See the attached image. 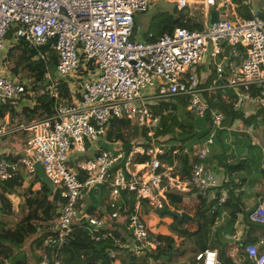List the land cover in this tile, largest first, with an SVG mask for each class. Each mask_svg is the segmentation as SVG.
<instances>
[{"label": "built area", "instance_id": "obj_1", "mask_svg": "<svg viewBox=\"0 0 264 264\" xmlns=\"http://www.w3.org/2000/svg\"><path fill=\"white\" fill-rule=\"evenodd\" d=\"M155 0H0V53L8 48L6 38L23 39L40 49L48 44L55 53L52 71L44 74V87L28 92L18 75L0 64V142L24 134L18 151H0V183L13 180L20 171L26 180L36 178L35 163L59 191L58 215L44 238L37 264H61L57 250L68 245L75 223L100 228L128 211L124 231L139 255L155 252L159 239L150 231L146 212L169 206V193L196 190L201 199H211L220 186L207 164L224 129V116L209 106L216 94L234 96L236 111L264 108V8L248 7L249 17L224 15L203 30L175 27L153 42L133 36L136 13L146 11ZM178 9L215 0H166ZM230 46L225 54V48ZM41 56L43 54L39 53ZM65 78L70 93L61 101L55 78ZM55 99L54 114L26 121L22 107L32 108L36 97ZM195 117L210 115L200 139L170 149L157 137L156 129L178 109ZM124 118L144 135L133 137L129 146L107 137L110 121ZM178 118V117H177ZM182 150L194 159L189 179L182 180L162 158ZM126 199H122V193ZM107 194L105 216L86 210L84 196L102 201ZM220 192L219 203L229 196ZM132 200L129 207L126 201ZM248 218L264 225V205L258 203ZM114 240L111 230L93 237ZM245 252L253 264H264V253L255 244ZM115 252L108 251L113 257ZM201 264H221L215 249L195 254ZM126 264H136L128 262Z\"/></svg>", "mask_w": 264, "mask_h": 264}, {"label": "trees", "instance_id": "obj_2", "mask_svg": "<svg viewBox=\"0 0 264 264\" xmlns=\"http://www.w3.org/2000/svg\"><path fill=\"white\" fill-rule=\"evenodd\" d=\"M239 11L242 12L238 15L242 18H248L249 10L247 5L242 3V0H238ZM150 8V7H149ZM148 8V9H149ZM147 9V10H148ZM146 10V11H147ZM138 12V13H144ZM136 13V14H138ZM138 16H135L133 22V36L138 37L145 42H153L160 38L162 35L171 33L175 27H183L190 30H203L205 26L203 23L196 19L189 11L188 8L178 9L176 6L171 11L157 10L149 17L146 22L147 26L145 30L141 33L138 23ZM215 14L209 15V21L214 20ZM14 30H10L8 33L9 46L5 53L3 60L7 63H3L7 66V69L11 75H18L22 82L25 84V88L28 92H35L40 88L44 87L45 77L44 74L47 70L54 68L56 63L55 53L49 47L48 44L36 49L27 45L23 39L15 40L11 38ZM39 53L43 54L41 56ZM55 82L57 83L58 91L61 96V101L68 102L70 100V93L67 86V80L65 78L56 77ZM234 96L230 91H227L226 97L222 98L221 94H216V99L214 96L209 99V106L212 109L219 110L224 116V123L230 124L231 121L235 119H244L246 123L253 118L245 117L242 111H236L233 107ZM55 99L48 96L47 93L44 95L36 97L35 105L32 108L22 107L19 115L23 117L24 120L30 121L38 118L49 117L54 114ZM181 105L183 109L187 105L186 101H182ZM185 117H195L190 113L182 112ZM258 113L263 116L264 119V108H260ZM257 113V114H258ZM3 113L0 111V119ZM256 116V115H255ZM199 118V117H198ZM171 122L168 124L167 120H163L162 126L156 129L157 137L163 136L162 142L170 147V149H175L176 146H183V136L190 135L188 139H200L204 136L205 132H198L194 130L191 124L186 122H180L175 116H169ZM207 120H210V115L207 114ZM139 135H144V130L136 128L132 125L129 120L124 118H115L110 121V129L107 132V137L109 139L115 138L120 139L124 142L125 147L129 146V142L133 137H139ZM192 137V138H191ZM174 157L176 159L175 172L180 176V179L187 180L191 174V165L194 159L190 158L186 154L182 153V150L170 155L167 153L162 159L169 165L173 163ZM224 188V184H221L215 191L214 197L207 200L201 199L199 196V206L195 212V219L192 218L190 221L195 223L197 230L201 227V222H205L209 219L210 214L213 215L215 210H211L213 206L215 208L220 207H234L231 209L230 214L231 220L236 216L238 212L239 204L238 200L231 199L229 193L228 198L219 203L218 199L221 190ZM0 201L3 204H9L6 199L4 192L8 194H16L21 196L22 201H20L18 207L22 213L20 220L15 223H10L5 219L0 218V264H29V260L26 257L22 259H17L16 252L22 250L23 248H28L31 250H41L44 238L50 233L49 228L58 215L59 202L61 197L59 191H54L47 184L40 182L36 178L27 185H23L22 173H19L13 180L0 183ZM183 195H176L174 193L168 194L169 205L177 209L179 205L182 206ZM122 199H126L124 192L122 193ZM132 200L126 201L129 206L132 204ZM84 202L83 200L79 203ZM108 200L103 197V204L106 205ZM93 203V202H92ZM86 204V203H85ZM0 210L5 212V207L0 206ZM86 210L95 217L105 216L106 212L101 207H95L92 204H86ZM210 210V214L205 215L207 211ZM125 213L121 212L119 216L124 218ZM173 222L169 225V228L176 230L178 234L184 236H192L194 233H189L187 229H178L177 227L188 222L189 219L187 215L181 217H171ZM246 225L248 226L250 232L253 235L250 236L248 240L243 243L244 246L240 249L239 253L235 255V259H239L241 264H253L252 260L245 253L244 248L248 244H255L256 247L259 245V241L262 240L261 237L264 235V225L252 222L249 218L246 219ZM125 223V222H124ZM124 225V224H123ZM119 227V226H118ZM116 228V230H111L112 235L115 238H119L120 242H124L127 239L126 234L121 230ZM71 237L69 238L68 245H65L57 250V258L60 260L61 264H94L98 257H107L106 254L109 250L115 251L117 244L114 240H100L95 241L93 237L95 235L105 232L102 229L92 228L86 224L75 223L72 226ZM234 230L232 229V232ZM154 233V232H153ZM159 241L165 245L167 250L172 249V244L174 243V235L172 234H160L154 233ZM230 241H225L223 243H218L206 247L208 249H215L217 253V258L221 264H236L235 259L229 254V252L224 249L233 248V244ZM215 247V248H214ZM204 247L202 248V250ZM239 250V249H238ZM260 253V249H258ZM127 251H130L127 249ZM198 252L195 251L194 255ZM160 250L157 252L147 253L145 255H134L131 252L127 253L128 261L134 262L136 264H149V260L153 258L160 259ZM194 259V256H193ZM39 261V256L35 258ZM196 262V260L194 259ZM166 264L165 261H161ZM201 264V262H196ZM125 264V263H123Z\"/></svg>", "mask_w": 264, "mask_h": 264}, {"label": "crops", "instance_id": "obj_3", "mask_svg": "<svg viewBox=\"0 0 264 264\" xmlns=\"http://www.w3.org/2000/svg\"><path fill=\"white\" fill-rule=\"evenodd\" d=\"M245 0H242V3ZM248 5L249 9L261 10L264 8V0H250ZM213 7L211 14H215V19H219L224 15L233 16L239 15L242 11H239L238 0H215V5ZM247 7V8H248ZM212 21L207 20L206 26ZM5 52V51H3ZM245 117H251L248 123L242 118L235 119L230 122V124L224 123V130L229 132V140H225L222 143L216 140V145L214 147V153L207 159V164L216 175L218 183L224 184V188L229 189L231 199L238 200L240 207L236 213L233 222L231 220L230 214L231 209L234 207H220L215 208L213 206L211 210H215L214 214H210V210L207 213L210 214L209 219L205 222H201L202 228L198 230L195 223L191 222L192 218L195 219V212L199 206V198L196 190H190L188 192L174 193L176 195H183V203L179 211L184 212L189 221L183 225L177 227L180 229H187L189 233H194L192 236H187L185 242H180L182 245L188 244L191 246V250L176 252L174 251V243L176 240L180 239L181 236L176 230L169 228V225L162 224L159 228V233H167L174 235V243L172 244V249L168 250L166 254L163 252V246L160 248V259L153 258L149 260V264H163L161 261H165L166 264H197L194 259V253L196 250L202 251V248L208 249L211 245L218 243H223L225 241H230L233 248H226L229 254L234 258L239 253L242 248L243 243L253 235L248 226L246 225V219H248V214L252 211L258 203L264 205V119L263 116L256 111L255 113L248 107L247 111H242ZM258 113V114H257ZM256 115V116H255ZM223 145V146H222ZM2 144L0 143V148ZM105 198L107 199V194L105 193ZM96 207H101L104 209L106 205L102 201L96 203ZM173 208L171 205H169ZM145 212V210H144ZM155 214V213H154ZM146 222L149 225L150 218L149 214H145ZM171 218V216H169ZM181 217V216H178ZM172 219V218H171ZM124 218L119 216L113 221L107 222L106 225L101 227V229L111 228V230H116L118 227L124 234ZM173 222V219H172ZM171 222V223H172ZM170 224V223H169ZM150 228V226H149ZM232 229L234 230L232 232ZM151 230V228H150ZM153 233V231L151 230ZM186 237V236H185ZM193 244L191 243L192 241ZM262 240L259 241L257 246L261 253H264V235L261 237ZM195 240V241H194ZM180 241V240H179ZM196 242V244H195ZM199 242V247H197ZM128 239L122 242V246H118L113 257H101L97 259L94 264H123L128 263L127 253L131 252L134 255H139ZM179 243L175 244L177 248ZM241 247V248H240ZM215 248V247H214ZM129 249L130 251H127ZM203 249V250H204ZM216 249V248H215ZM239 249V250H238ZM177 250V249H176ZM29 252L28 248H23L16 252L17 259H22L27 257ZM180 253V255H178ZM31 260L29 264H37L38 261L35 260L36 257L40 255V250H33L31 248ZM235 259V258H234ZM236 264H241L239 259H235ZM8 264V262H6Z\"/></svg>", "mask_w": 264, "mask_h": 264}, {"label": "rangeland", "instance_id": "obj_4", "mask_svg": "<svg viewBox=\"0 0 264 264\" xmlns=\"http://www.w3.org/2000/svg\"><path fill=\"white\" fill-rule=\"evenodd\" d=\"M174 7H175L174 3H170L166 0H155L151 3L150 8L147 11H145L142 14L141 13L136 14L135 16H138L137 19H138V23L140 25L139 29H140L141 33L145 30V28L147 26L146 22L148 21L149 17L152 15V13H154L157 10L171 11ZM188 9H189L190 13L196 19L200 20L203 23V25L206 26L207 20L209 18V14L213 10V7H210L206 3L201 2V3H196V4L191 5ZM6 38L9 40L8 36ZM11 38H13V34H12ZM5 53L6 52L0 53V64H2V63L6 64L7 63V61L3 60L5 57ZM182 112H186V111L183 108H180V109H178V111L176 113V115L178 117L177 118L178 121H180L182 123L186 122L188 124H191L194 127L195 131L205 132L204 130L207 129L206 126L208 125L207 117L198 118V117H189L188 116V117L184 118V114ZM189 136L190 135H186V134L183 136V143L184 144H188V142L191 140V139H188ZM23 137H24V134H19L14 138L8 139L7 141H1L0 143L2 144V146L0 148V151H2V150L12 151V152L18 151L19 150L18 145L21 144ZM194 138L195 137H193V139ZM224 139L229 140V132H227L226 130L223 131V129H222L216 134V140H219V142L222 143L223 141H225ZM20 173H22L23 185L29 184L30 180H26V174L23 171H20ZM16 194H8V193L4 192V195H5L4 197L9 204H3L0 201V206L3 205L5 207V212H2L0 210V218L5 219L7 221H10V223H12V224L17 222L18 220H20V218L22 216V213L18 207L20 201H22V198H21V196H18ZM172 209L178 213L179 210L181 209V207L178 206L177 209H175L173 207ZM145 212L147 214H149V218H150L149 226L154 233H159L158 230L160 228V225H162V224L170 225L172 222V219L167 215H158L157 213L154 214L150 210H147V209L145 210ZM205 215H208V213H205ZM164 234H167V233H162V235H164ZM188 237L187 236L186 237L181 236L180 239L175 241L173 247H174V251L176 252V254L178 252L182 253L183 251L186 252V251L191 250V246H188V244H185V246H184L180 243L182 240H183L182 242H185ZM191 241H192V239H191ZM177 242L179 243V245L177 248H175V244ZM191 243L193 244L194 242L192 241ZM195 244H196V242H195ZM199 246L200 245L198 242L197 247H199ZM29 252L30 253H27L28 260H31V256H32L31 250H29ZM163 252L165 254H166V252H168L165 245H163ZM178 255H180V253Z\"/></svg>", "mask_w": 264, "mask_h": 264}, {"label": "water", "instance_id": "obj_5", "mask_svg": "<svg viewBox=\"0 0 264 264\" xmlns=\"http://www.w3.org/2000/svg\"><path fill=\"white\" fill-rule=\"evenodd\" d=\"M214 20H212L213 22ZM230 46H227L225 48V54H227L229 52ZM3 51H7L6 48ZM34 167L36 169V176H37V180L40 182H43L45 184H47L50 188H53L52 183L48 180V178L45 176L44 172H43V168L39 163H35ZM83 200L86 201L87 205L92 204L93 206L96 207V203H92L91 199L88 198L87 196L83 197ZM158 215H169L171 217H178L180 214L179 212L177 213L176 211H174L173 209L169 208L168 206L163 207L161 210L157 211Z\"/></svg>", "mask_w": 264, "mask_h": 264}, {"label": "clouds", "instance_id": "obj_6", "mask_svg": "<svg viewBox=\"0 0 264 264\" xmlns=\"http://www.w3.org/2000/svg\"><path fill=\"white\" fill-rule=\"evenodd\" d=\"M8 49V48H7ZM6 49V50H7ZM85 203H86V201L85 200H83ZM91 201L93 202V203H98V201H94V200H92L91 199ZM87 204V203H86ZM129 206V205H128ZM130 207V206H129ZM169 208H171L170 206H168ZM172 209V208H171ZM121 212H123V213H125V220H126V215H127V213H128V211H121ZM120 212V213H121ZM155 213H157V212H155ZM179 213L180 214H182V215H179V216H183V215H185V213L184 212H182V211H179ZM120 215V214H119ZM167 216H169V215H167ZM119 217V216H118ZM117 219V218H116ZM113 221V220H112ZM148 227H149V225H148ZM97 229H101V227L100 228H97ZM150 229V228H149ZM102 230H104V231H107V230H111V228H107V229H102ZM151 231V230H150ZM154 234V233H153ZM155 235V234H154ZM161 243V242H160ZM161 246H163V244L161 243V245H160V247L158 248V250H160V248H161ZM246 247V246H245ZM245 249V248H244ZM158 250H156L155 252H157ZM203 251V250H202ZM245 251V250H244ZM199 252V251H198ZM246 253V252H245ZM261 253V252H260ZM194 257H195V255H194ZM197 262V261H196Z\"/></svg>", "mask_w": 264, "mask_h": 264}]
</instances>
